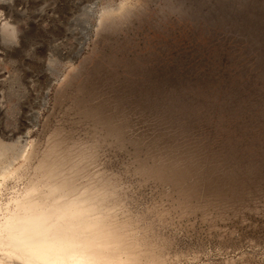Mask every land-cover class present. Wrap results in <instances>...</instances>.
<instances>
[{"label":"rangeland","instance_id":"1","mask_svg":"<svg viewBox=\"0 0 264 264\" xmlns=\"http://www.w3.org/2000/svg\"><path fill=\"white\" fill-rule=\"evenodd\" d=\"M91 106L124 133L95 167L131 211L163 193L130 173L137 153L199 172L203 210L156 226L174 264H264V0H0V144L15 170L0 219L36 162L20 153L57 130L89 139Z\"/></svg>","mask_w":264,"mask_h":264},{"label":"bare ground","instance_id":"2","mask_svg":"<svg viewBox=\"0 0 264 264\" xmlns=\"http://www.w3.org/2000/svg\"><path fill=\"white\" fill-rule=\"evenodd\" d=\"M80 50L81 44L72 54ZM79 112L92 122L89 139L57 130L39 151L36 147L20 153L23 161L35 156L36 162L25 187L11 199L0 219V264H174L182 254L169 250L168 236L156 226L203 210L205 191L199 172L192 178L193 170L189 173L181 163L137 153L127 167L130 173L140 182L159 184L163 193L159 194L161 205L154 201L160 206L153 203L152 211L150 207L145 213L133 212L117 175L95 167L100 144L105 142L104 148L107 142L116 143L124 133L112 115L92 106ZM5 154L0 144V183L15 174L11 164H4ZM209 212L210 216V208ZM198 213L203 217L202 211Z\"/></svg>","mask_w":264,"mask_h":264}]
</instances>
